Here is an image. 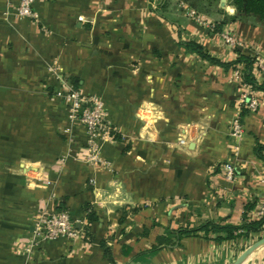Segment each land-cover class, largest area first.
Here are the masks:
<instances>
[{
    "label": "crops",
    "instance_id": "obj_1",
    "mask_svg": "<svg viewBox=\"0 0 264 264\" xmlns=\"http://www.w3.org/2000/svg\"><path fill=\"white\" fill-rule=\"evenodd\" d=\"M17 2L0 0V264H232L258 234L216 241L225 234L178 231L238 224L264 191L254 151L264 144V93L256 111L242 115L234 153L228 131L240 83L232 68L186 43L223 62L234 51L184 16L179 0H35L37 19L15 17ZM200 13L217 22L234 10L219 1ZM223 28L240 42L236 49L264 58V27ZM58 74L104 101L114 129L102 145L110 170L83 161L84 129L67 121ZM63 209L81 234L31 245L36 216ZM241 264H264V246Z\"/></svg>",
    "mask_w": 264,
    "mask_h": 264
},
{
    "label": "built area",
    "instance_id": "obj_2",
    "mask_svg": "<svg viewBox=\"0 0 264 264\" xmlns=\"http://www.w3.org/2000/svg\"><path fill=\"white\" fill-rule=\"evenodd\" d=\"M35 0H18L14 8L13 14L20 19H37L38 15L33 9ZM178 7L180 11L189 20L202 26L210 32H214L213 22L198 13L195 9L188 6L186 3L179 1ZM222 43L232 50L240 46V42L236 39L233 32L229 28H223L217 33ZM256 58L254 65L255 78L258 82L264 79V58L260 55H253ZM233 77L240 83V95L238 99V111L232 118L228 135L235 141L233 146L234 153L238 149L240 143L243 126L241 122V111H256L259 102L257 93L262 91L254 90L253 86L245 83L241 79V68L233 70ZM60 91L56 93L61 97L65 104L66 118L70 124H80L85 133L84 155L83 161L96 169L110 170V162L102 154L103 143L113 140L114 129L106 120V107L104 101L95 94H83L80 90L73 88L62 75H57ZM68 131V128L65 132ZM186 141L179 139V145L185 146ZM222 170L226 179L233 178V167L226 162L222 165ZM90 184L95 183L94 178L89 179ZM264 215V191L260 201L247 214L248 219H258ZM80 225L78 220H75L70 212L66 209L60 211H44L36 216L34 228L31 234V245H38L45 241L56 239H75L81 232L76 228Z\"/></svg>",
    "mask_w": 264,
    "mask_h": 264
},
{
    "label": "trees",
    "instance_id": "obj_3",
    "mask_svg": "<svg viewBox=\"0 0 264 264\" xmlns=\"http://www.w3.org/2000/svg\"><path fill=\"white\" fill-rule=\"evenodd\" d=\"M186 3L191 8L195 9L198 13L209 12L211 7H214L220 0H179ZM228 5H230L234 10V15H225L221 21L213 22L214 32L218 33L222 30L223 25L232 24L235 21H248L252 25H259L264 27V0H226ZM186 46L192 49L200 58L207 60L210 63L217 64L225 68H232V70L241 68V79L245 83H249L253 86L254 90L262 91L264 93V79L258 82L255 78V62L256 58L253 55L239 51L238 49H233L234 59L228 62L220 61L208 53H206L200 44L195 42H187ZM246 109H242L241 117L246 113ZM256 156L261 159L264 163V144L257 143L254 148ZM255 202L251 204H246L244 206V212L242 216V221L238 224L232 225H220L219 223L213 221H205L203 224L193 229H180L178 231V236L183 234H194L198 231H203L205 234L208 232L218 234L223 232L224 236H215L214 240L220 241L222 239H236L238 237L250 238L251 235L258 234L264 235V215L258 219H248L247 214L250 210L255 207ZM84 211L86 212V219L88 223L95 222L97 216L95 211L90 205H84ZM60 211V210H59ZM86 232V237L89 239L92 234L89 231V227H84ZM100 246L104 250V255L108 261H112L109 248L105 245L103 240L100 241ZM154 247L152 250L156 249Z\"/></svg>",
    "mask_w": 264,
    "mask_h": 264
},
{
    "label": "water",
    "instance_id": "obj_4",
    "mask_svg": "<svg viewBox=\"0 0 264 264\" xmlns=\"http://www.w3.org/2000/svg\"><path fill=\"white\" fill-rule=\"evenodd\" d=\"M226 0H220V4L223 5ZM264 246V236L259 237L257 240L247 246L233 261L232 264H241L250 254H252L258 248Z\"/></svg>",
    "mask_w": 264,
    "mask_h": 264
},
{
    "label": "rangeland",
    "instance_id": "obj_5",
    "mask_svg": "<svg viewBox=\"0 0 264 264\" xmlns=\"http://www.w3.org/2000/svg\"><path fill=\"white\" fill-rule=\"evenodd\" d=\"M214 8V7H213ZM260 236H264V235H260ZM258 238V237H257ZM257 238H255V239H253L252 241H251V243L252 242H254L255 240H257ZM250 244V243H249ZM249 246V245H248Z\"/></svg>",
    "mask_w": 264,
    "mask_h": 264
}]
</instances>
